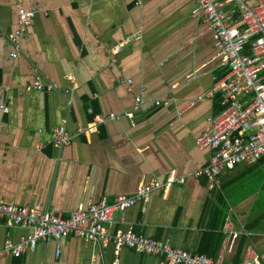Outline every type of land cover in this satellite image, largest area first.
Masks as SVG:
<instances>
[{
    "label": "crops",
    "instance_id": "obj_1",
    "mask_svg": "<svg viewBox=\"0 0 264 264\" xmlns=\"http://www.w3.org/2000/svg\"><path fill=\"white\" fill-rule=\"evenodd\" d=\"M197 4L0 0V202L68 218L153 184L148 202L114 214L107 225L113 233L133 230L221 264H242L251 249L264 264V159L227 168L219 188L197 176L212 155L197 139L223 110L222 95L208 94L229 74L216 58L213 34L193 14ZM22 8L35 9L36 18L13 58L7 36ZM36 70L57 89H33ZM163 96L170 104L157 106ZM109 113L119 117L78 132L95 114ZM63 125L73 141L58 147L50 132ZM31 233L0 220V252L4 241ZM0 264L167 263L70 236L40 241L35 251L0 257Z\"/></svg>",
    "mask_w": 264,
    "mask_h": 264
},
{
    "label": "built area",
    "instance_id": "obj_2",
    "mask_svg": "<svg viewBox=\"0 0 264 264\" xmlns=\"http://www.w3.org/2000/svg\"><path fill=\"white\" fill-rule=\"evenodd\" d=\"M193 14L206 23L207 31L214 37L216 58L229 69V74L216 81L208 94L210 97L222 95L223 110L208 118L207 127L197 139L201 150L212 153L208 164L197 176H205L209 187L215 189L219 188V177L227 168L255 165L264 159V0H198ZM35 18V9H19L17 28L7 36L15 49L13 58L22 51V41L32 28ZM44 79L46 77L36 70L32 88L57 89L56 84L45 83ZM141 102L142 99L138 97L135 110L139 109ZM155 104L169 105L170 101L163 96ZM1 108L6 110L3 106ZM89 111L92 112V108ZM125 115L133 117L132 112ZM118 117L115 113L95 114L93 121L81 126L78 132L92 133L99 124ZM50 136L53 144L58 147L69 146L73 141V136L64 125L54 128ZM155 189L153 184L144 185L134 194L118 195L112 203L103 199L73 212L68 218L50 210L40 211L0 202V220L32 229L28 237L17 243L4 241L0 257L18 258L28 251H35L40 241L50 242L79 236L98 242L101 246L112 244L118 252L128 249L165 259L167 264H221L205 256L174 249L167 241L139 235L133 230L113 233L108 228L107 225L113 223L115 213L148 202ZM227 230L228 233L232 231L228 225ZM242 264H260L259 256L249 249L248 258Z\"/></svg>",
    "mask_w": 264,
    "mask_h": 264
},
{
    "label": "rangeland",
    "instance_id": "obj_3",
    "mask_svg": "<svg viewBox=\"0 0 264 264\" xmlns=\"http://www.w3.org/2000/svg\"><path fill=\"white\" fill-rule=\"evenodd\" d=\"M203 98H204V97H199L198 100H201V99H203Z\"/></svg>",
    "mask_w": 264,
    "mask_h": 264
}]
</instances>
